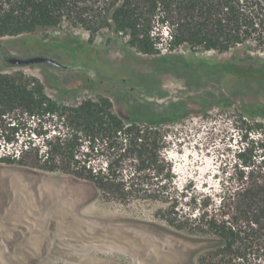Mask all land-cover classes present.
Masks as SVG:
<instances>
[{"label":"rangeland","instance_id":"obj_1","mask_svg":"<svg viewBox=\"0 0 264 264\" xmlns=\"http://www.w3.org/2000/svg\"><path fill=\"white\" fill-rule=\"evenodd\" d=\"M108 38L106 31L92 37L66 20L0 36L7 52L71 65L8 66L0 57V71L39 78L46 93L66 105L106 96L124 121L171 115L162 124V153L181 206L196 201L217 209L235 175L243 120L253 125L249 138L264 165V79L255 70L264 71V49L253 42L227 51L181 45L150 56L127 46L126 38ZM228 64L250 69L235 74L224 70ZM160 206L115 199L83 178L32 161L0 163V264H206L198 258L203 237L167 224Z\"/></svg>","mask_w":264,"mask_h":264},{"label":"trees","instance_id":"obj_2","mask_svg":"<svg viewBox=\"0 0 264 264\" xmlns=\"http://www.w3.org/2000/svg\"><path fill=\"white\" fill-rule=\"evenodd\" d=\"M64 20L92 37L106 31L108 40L126 38L127 46L150 56L181 45L227 51L253 42L264 49V0H0V36ZM248 69L224 67L235 74ZM255 70L264 79V71ZM170 116L124 121L106 96L66 105L49 96L39 78L0 71V163L32 161L39 169L83 178L121 201L158 202L167 224L203 237L201 263L264 264V165L249 138L253 125L242 121L244 144L217 209L196 201L184 209L162 153V124Z\"/></svg>","mask_w":264,"mask_h":264},{"label":"water","instance_id":"obj_3","mask_svg":"<svg viewBox=\"0 0 264 264\" xmlns=\"http://www.w3.org/2000/svg\"><path fill=\"white\" fill-rule=\"evenodd\" d=\"M2 61L8 66H25L33 64H46L61 69H68V65L42 54H30L25 56L15 55L10 52H0Z\"/></svg>","mask_w":264,"mask_h":264},{"label":"flooded vegetation","instance_id":"obj_4","mask_svg":"<svg viewBox=\"0 0 264 264\" xmlns=\"http://www.w3.org/2000/svg\"><path fill=\"white\" fill-rule=\"evenodd\" d=\"M72 49H73V50H72ZM66 50L69 51V52H74L76 49H75L74 47H73V48H69V47H68V48H66ZM4 51H6V50L3 49V47L1 46V43H0V52H4ZM6 52H7V51H6ZM69 56L71 57V56H73V55L70 54ZM67 65H68V68L71 67V65H69V64H67Z\"/></svg>","mask_w":264,"mask_h":264}]
</instances>
